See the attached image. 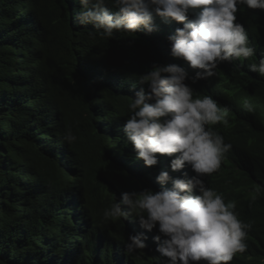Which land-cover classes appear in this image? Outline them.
Instances as JSON below:
<instances>
[{
    "label": "trees",
    "instance_id": "trees-1",
    "mask_svg": "<svg viewBox=\"0 0 264 264\" xmlns=\"http://www.w3.org/2000/svg\"><path fill=\"white\" fill-rule=\"evenodd\" d=\"M82 7L79 0H0V264H165L153 239L158 229L147 232L131 216L103 218L122 192L171 189V181L157 182L161 171L195 175L187 165L171 170L179 153L156 154L158 164L147 167L123 132L139 76L155 64L185 68L197 94L227 109L228 125L213 128L232 147L204 180L251 224L245 251L229 264H264V77L249 70L264 54V10L237 13L256 54L220 63L215 76L193 84L198 70L173 57L168 40L182 23L156 16L150 34L109 39L78 22ZM68 129L77 137L71 144L63 140ZM140 232L147 247L126 254L128 236Z\"/></svg>",
    "mask_w": 264,
    "mask_h": 264
},
{
    "label": "clouds",
    "instance_id": "clouds-1",
    "mask_svg": "<svg viewBox=\"0 0 264 264\" xmlns=\"http://www.w3.org/2000/svg\"><path fill=\"white\" fill-rule=\"evenodd\" d=\"M79 4L83 7L76 16L78 22L92 25L95 33L109 39L118 32L145 30L150 34L156 30V16L182 23L168 40L171 55L198 70L191 78L193 84L215 76L220 63L256 54L245 27L237 22V13L240 6L264 10V0H79ZM195 9L200 11L190 19ZM249 70L264 77V54ZM187 79L186 69L176 64H155L140 75L142 87L128 105L131 115L123 132L136 158L147 167L158 164L156 154L172 157L179 153L171 159V170L180 171L187 165L195 175L173 179L168 171H161L157 182L167 185L171 181V189L122 192L119 201L104 209L103 218L116 221L131 216L147 232L158 229L153 239L156 251L167 258L165 264H229L234 254L245 251L251 224L239 219L235 201L226 203L223 194L206 186L204 180L219 169L232 147L213 128L228 125L227 109L220 108L211 96L197 94ZM244 107L254 111L248 101ZM76 139L71 129L63 136L69 144ZM147 239L144 232L129 235L125 253L144 250Z\"/></svg>",
    "mask_w": 264,
    "mask_h": 264
}]
</instances>
